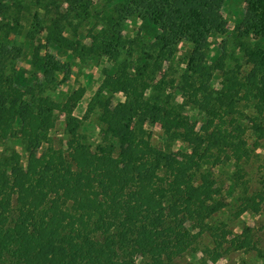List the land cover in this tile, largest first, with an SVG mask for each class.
<instances>
[{"label": "trees", "instance_id": "1", "mask_svg": "<svg viewBox=\"0 0 264 264\" xmlns=\"http://www.w3.org/2000/svg\"><path fill=\"white\" fill-rule=\"evenodd\" d=\"M227 1L0 0V264H172L204 233L254 248L250 228L209 222L229 194L217 165L234 168L235 215L264 203V163L255 190L238 183L264 137V0H240L231 29ZM88 62L93 147L73 114L84 89L57 92Z\"/></svg>", "mask_w": 264, "mask_h": 264}, {"label": "rangeland", "instance_id": "2", "mask_svg": "<svg viewBox=\"0 0 264 264\" xmlns=\"http://www.w3.org/2000/svg\"><path fill=\"white\" fill-rule=\"evenodd\" d=\"M99 1V0H98ZM243 4L240 0H228L221 8L222 16L227 19V27L231 29L234 25V20L238 18L240 9ZM222 37L225 34L221 35ZM221 38H218L220 40ZM182 51V49H180ZM101 66V65H100ZM62 75L59 76V79ZM100 81L99 67L95 64L87 63L80 64L74 63L71 66L70 72L66 76L65 81L59 83L57 92L62 97H66L72 93L73 89L83 88L84 92L77 105L73 109V114L82 118L80 126L81 133L87 136V141L92 145L98 141V125L94 114H89L83 117L86 109L87 102L95 91ZM60 97V96H58ZM120 96L117 95L116 98ZM151 129V142L155 145H160L161 131L157 127H150ZM49 143L54 147H64L66 133L64 130V113L59 112L56 116L54 126L48 131ZM246 138L249 144L254 140L253 134L250 130L246 132ZM5 146L14 148L20 153L22 160L24 154L20 146L15 142L6 140ZM173 149H182L180 142H175L172 146ZM2 151V147H0ZM264 163V137L259 141L258 146L254 149L251 158L247 161H241L242 167L241 180L238 183H244L249 192L255 190L258 186L259 171L261 165ZM234 168L231 164L226 163L217 165L212 168L213 177L219 186L229 191L228 195L223 197L226 205L218 212L212 215L209 222L212 226H224L229 231L230 236L238 235L243 229H251L252 242L255 245L252 249L236 250L229 247L228 242H223L221 247H217L212 237L208 233L202 234L193 247L186 253L174 258L172 264H264V203L258 213L245 211L239 215H235L234 198L237 192H233L228 187L230 180V172ZM229 188V189H227ZM231 191V193H230ZM215 251L219 252V256L214 259Z\"/></svg>", "mask_w": 264, "mask_h": 264}]
</instances>
